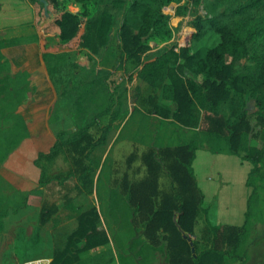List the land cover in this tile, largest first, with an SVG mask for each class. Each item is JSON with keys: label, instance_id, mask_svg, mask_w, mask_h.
I'll return each instance as SVG.
<instances>
[{"label": "rangeland", "instance_id": "1", "mask_svg": "<svg viewBox=\"0 0 264 264\" xmlns=\"http://www.w3.org/2000/svg\"><path fill=\"white\" fill-rule=\"evenodd\" d=\"M46 1L48 14L43 1H30L36 6L35 12L34 9H21L23 19L36 15L42 33L54 31L55 20L64 9L83 11V7L71 0ZM124 4L125 0H90L87 3L88 15L82 17L78 35L72 43H67L69 49L63 51L65 43L62 42L54 46L56 52L53 53L70 54L63 59L64 83L53 82L44 61L37 64L35 49L29 42L10 47L4 53L9 63L8 69L3 72L9 69L27 72L31 88L19 110L28 126L27 138L14 152L18 156L14 165L0 164L2 191L12 200L21 202L19 210L11 209L4 218L5 227L0 233V264H22L37 258H49L51 262L59 258L60 264H63L67 257L74 262L86 258L88 264H106L109 260V264H120L117 239L124 238V230L116 223V216L119 208L130 203L127 195L129 186L149 176L146 155L153 151L156 160L164 165L158 173L159 191H171L175 183L161 150L192 139L202 144L193 165L197 182L204 193L203 207L208 209L210 220L224 226H242L245 220L251 192L246 179L252 168L251 162L240 155L211 151L204 132L207 120L203 119L199 129L183 126L177 121L176 102L164 99L161 89L153 88L138 77L143 62L166 48L175 47V52H179L181 46H188L203 64L206 51L219 41V35L214 31H207L198 38L194 36L196 29L190 22L195 15H206L204 4L191 7L189 0H173L165 5L163 12L168 19L158 32L145 38L148 49L138 58L125 57L116 63L114 58L106 56V49L110 42L109 33L111 36L116 34L122 23ZM102 20L103 27H95L94 23ZM37 36L40 41L42 37ZM85 36H89L88 45L83 43ZM57 37L60 40L59 35ZM26 54L29 56L27 63ZM20 57L21 63L16 67V59L18 61ZM176 67L177 57L174 55L168 81L176 78ZM33 69H37L34 78L31 77ZM74 72L78 73L77 80L95 78L110 90H126L124 98L129 113L115 122H111L109 114L101 115L91 126L89 137L80 145L62 144L51 152L60 130L72 132L76 129L70 112L76 100V91L74 84L68 83ZM185 74L195 75L199 81L205 75L197 66L187 68ZM118 92L115 91L116 95ZM89 106L86 101L85 107ZM222 107L227 109L225 104ZM248 110L250 143L264 148V124L257 114V107L251 102ZM98 140L87 155L89 141L94 143ZM39 153L46 154L40 161L43 173L34 163ZM87 167L90 168L88 177L80 178L79 174ZM260 183L264 198V179ZM70 203L73 204L71 207ZM73 206L79 212L76 213ZM262 208L264 210V204ZM79 214L93 219L96 227L108 234L109 242L81 251L85 241L73 240L72 237L79 227ZM131 219L134 236L147 239L136 218ZM205 229L206 214L201 210L196 234L190 236L191 240L201 238ZM134 240L125 241L123 253L128 264H141L138 249L132 248ZM249 250V258L235 264H264V223L256 224ZM151 264L170 262L159 254Z\"/></svg>", "mask_w": 264, "mask_h": 264}, {"label": "trees", "instance_id": "2", "mask_svg": "<svg viewBox=\"0 0 264 264\" xmlns=\"http://www.w3.org/2000/svg\"><path fill=\"white\" fill-rule=\"evenodd\" d=\"M29 1L37 3L42 0ZM71 1L83 7V11L64 9L56 18L55 25L59 27V37L63 41L78 35L82 17L88 15L87 3L90 0ZM172 1L125 0L122 23L116 34L111 36L109 33L106 56L114 58L116 63L125 57L138 58L148 49L145 38L158 32L166 23L168 15L163 12V7ZM201 4H204L207 13L195 15L190 22L196 29L194 36L198 38L207 31L219 35L218 43L206 51L203 64L188 46H181L179 52L171 47L145 60L138 77L153 88L161 89L164 99L176 102L177 121L183 126L199 129L203 119L207 120L204 132L211 151L240 155L251 162L252 168L246 179L251 192L245 220L242 226H224L210 220L208 209L203 207L204 193L197 182L193 165L197 151L202 148L199 140L177 142L175 147L161 150L175 183L171 191H159L158 173L164 165L156 160L151 151L146 155L149 176L129 186L127 195L130 203L119 208L116 216V223L124 230L125 238L117 239L120 264H128L123 252L125 241L132 239H135L132 248L138 249L141 264H151L159 254L170 264L242 263L249 258L251 236L256 224L264 223V198L260 190L263 187L260 180L264 179V148L250 143L251 124L248 118V105L252 102L264 124V0H189L191 7ZM103 22H95L94 25L100 29ZM24 42L34 47L35 55L40 54L37 34L0 40V164H15L18 156L14 152L18 151L28 134L26 120L19 110L31 88L30 76L27 72L11 69L3 72L9 63L4 49ZM89 42V36H85L84 45ZM27 55L24 57H27L26 61L29 60ZM68 55L67 52L41 54L55 84L65 82L63 59ZM174 55L177 57L176 78L168 81ZM194 66L204 72L203 80L185 74L187 68ZM77 76L78 73L74 72L73 78L68 81L74 84L76 91V100L70 109L76 129L72 132L60 130L51 152L62 144L80 145L89 137V130L99 116L109 114L111 122H115L129 113L124 98L126 90H110L95 78L77 80ZM86 101L90 104L87 108ZM223 104L227 109L222 107ZM98 142L89 141L87 155ZM45 155L39 153L34 160L42 173L40 161ZM89 169L83 168L79 177L87 178ZM2 190L0 185V233L9 211H17L21 207V202L12 200ZM72 205L70 203L69 207ZM73 208L76 213L79 212L78 208ZM201 210L206 214V229L201 238L192 241L190 236L196 234ZM132 217L143 228L148 240L134 236ZM79 218V227L72 237L73 240L85 241L81 251L109 242L108 234L99 230L93 219L84 214ZM59 261V258L55 259L51 264H60ZM63 264H88V260L81 258L74 262L67 257Z\"/></svg>", "mask_w": 264, "mask_h": 264}, {"label": "crops", "instance_id": "3", "mask_svg": "<svg viewBox=\"0 0 264 264\" xmlns=\"http://www.w3.org/2000/svg\"><path fill=\"white\" fill-rule=\"evenodd\" d=\"M22 8H25L26 10L29 11H32L34 9L35 12L36 6L32 4L29 0H0V40L11 39V38L27 36V35H34V34L40 35L42 37L39 41L40 54L37 55L36 58L38 65L39 63L41 64L43 63V60L41 58L42 53L56 52L54 46L58 45V43L61 42L65 43L64 47L67 46V43H72L73 40L69 42H63V40L61 39L59 40V38L57 37L60 32L58 26L54 28L53 32L42 33V26H39L38 19H36V15L34 14L35 15L34 17L32 15L28 17L26 16V18L23 19V13L21 10ZM60 46L63 47V45ZM64 47L62 48L63 51L69 49L68 46L67 48ZM6 50L7 49H4L5 54H6ZM62 50L59 51L61 52ZM12 58L13 60H15L14 57ZM21 59L22 57L18 58V61L16 59L15 62L16 67L21 61ZM28 61H26V63ZM41 69L44 70L42 65H41ZM35 71H37V69H33L31 71L32 78H34L33 74H35L34 73Z\"/></svg>", "mask_w": 264, "mask_h": 264}, {"label": "built area", "instance_id": "4", "mask_svg": "<svg viewBox=\"0 0 264 264\" xmlns=\"http://www.w3.org/2000/svg\"><path fill=\"white\" fill-rule=\"evenodd\" d=\"M22 264H51V259L49 258H37L25 261Z\"/></svg>", "mask_w": 264, "mask_h": 264}, {"label": "water", "instance_id": "5", "mask_svg": "<svg viewBox=\"0 0 264 264\" xmlns=\"http://www.w3.org/2000/svg\"><path fill=\"white\" fill-rule=\"evenodd\" d=\"M44 2V5H45V10H46V14L47 13V10H48V2L46 0H42Z\"/></svg>", "mask_w": 264, "mask_h": 264}]
</instances>
